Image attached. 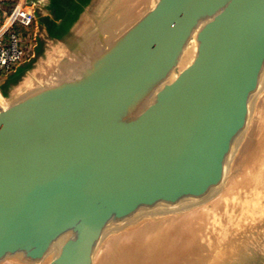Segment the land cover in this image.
I'll return each instance as SVG.
<instances>
[{
  "label": "water",
  "instance_id": "95a60500",
  "mask_svg": "<svg viewBox=\"0 0 264 264\" xmlns=\"http://www.w3.org/2000/svg\"><path fill=\"white\" fill-rule=\"evenodd\" d=\"M27 4L0 264H264V0Z\"/></svg>",
  "mask_w": 264,
  "mask_h": 264
},
{
  "label": "built area",
  "instance_id": "2783aa9c",
  "mask_svg": "<svg viewBox=\"0 0 264 264\" xmlns=\"http://www.w3.org/2000/svg\"><path fill=\"white\" fill-rule=\"evenodd\" d=\"M7 2H14L11 9ZM2 21L0 23V78L14 71L33 53L31 36L21 33L35 27V13L32 5L22 0H0ZM29 38V40H28Z\"/></svg>",
  "mask_w": 264,
  "mask_h": 264
},
{
  "label": "rangeland",
  "instance_id": "374dc122",
  "mask_svg": "<svg viewBox=\"0 0 264 264\" xmlns=\"http://www.w3.org/2000/svg\"><path fill=\"white\" fill-rule=\"evenodd\" d=\"M5 8H7V7H5ZM34 29H35V28H34ZM35 30H36V29H35ZM26 35H27V36L31 35V29L28 30V32L26 33ZM28 40H29V38H28ZM30 42H31L32 46H34V45L36 44V42L34 41V36H33V35L31 36ZM41 43H42L43 45H42ZM38 44H39V46L42 45V47H44V42H40V43L38 42ZM49 45H50V46H53L54 44H49ZM45 48H46V47H45ZM36 61H37V60H36ZM24 62H26V60H25ZM24 62H23V63H24ZM20 66H21V67L23 66L22 68L20 67V68H21L20 71L24 70V69L27 67L26 65H23L22 63L20 64ZM13 77H16V75H14ZM261 184H262V186H263V192H264V180L262 181Z\"/></svg>",
  "mask_w": 264,
  "mask_h": 264
},
{
  "label": "bare ground",
  "instance_id": "6f19581e",
  "mask_svg": "<svg viewBox=\"0 0 264 264\" xmlns=\"http://www.w3.org/2000/svg\"><path fill=\"white\" fill-rule=\"evenodd\" d=\"M38 74H39L38 71H36L35 73H33L32 77H30L29 79L34 78V77H37ZM26 81H28V80H26ZM25 84H26V82L23 83L21 87H23ZM0 104H4V98L2 97L1 94H0ZM244 220H245V219H244ZM244 220H243V221H244ZM253 222H255V220H253Z\"/></svg>",
  "mask_w": 264,
  "mask_h": 264
},
{
  "label": "crops",
  "instance_id": "0c3cea01",
  "mask_svg": "<svg viewBox=\"0 0 264 264\" xmlns=\"http://www.w3.org/2000/svg\"><path fill=\"white\" fill-rule=\"evenodd\" d=\"M27 1L28 0H22V2H26V3H27ZM0 20L2 21V12L1 11H0ZM34 28L36 29V26L31 29V35L30 36H32V35L34 36L35 31H36ZM24 31H28V30H24Z\"/></svg>",
  "mask_w": 264,
  "mask_h": 264
},
{
  "label": "trees",
  "instance_id": "16d2710c",
  "mask_svg": "<svg viewBox=\"0 0 264 264\" xmlns=\"http://www.w3.org/2000/svg\"><path fill=\"white\" fill-rule=\"evenodd\" d=\"M14 6V2H7V5H6V7L8 8V9H11L12 7ZM0 22H1V20H0ZM28 31H21V33H23L24 35H26V33H27Z\"/></svg>",
  "mask_w": 264,
  "mask_h": 264
}]
</instances>
